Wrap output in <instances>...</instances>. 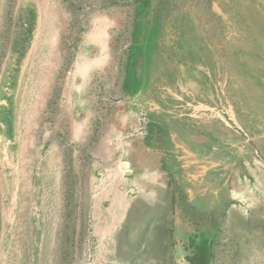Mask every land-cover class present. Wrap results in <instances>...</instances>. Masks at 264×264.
<instances>
[{"label": "rangeland", "instance_id": "1", "mask_svg": "<svg viewBox=\"0 0 264 264\" xmlns=\"http://www.w3.org/2000/svg\"><path fill=\"white\" fill-rule=\"evenodd\" d=\"M107 76L135 159L70 118ZM0 264H264V0H0Z\"/></svg>", "mask_w": 264, "mask_h": 264}, {"label": "crops", "instance_id": "2", "mask_svg": "<svg viewBox=\"0 0 264 264\" xmlns=\"http://www.w3.org/2000/svg\"><path fill=\"white\" fill-rule=\"evenodd\" d=\"M97 65L98 64L93 65L92 63H90V66L92 67V68L90 67L91 68L90 70L93 69V66H96V67L92 71L98 70L99 68L97 67L99 66ZM84 70H86V67L84 65H81L80 72L81 71L83 72ZM130 86L132 85L126 77L117 80L115 78L111 79L110 77L107 76L106 78H103L100 81L99 85H93L91 88H88L87 91L85 90V92L82 95L88 96L87 102L85 104H82V103H77L75 100V106L70 107L68 109V111L70 112V118H71V113H72V115H74L75 117V120L77 121L75 126L79 124V126H77L79 128H80V125H83L85 128H89L88 122H90L91 126L89 129L91 130L92 137H94V132H95L97 124L104 125L106 129L109 124L116 127L117 129H119L120 127H121V130L127 129L132 124V121H133V118L130 114V111L132 110V106H131L132 104L129 105L128 109L121 108L122 107L121 105L126 102L128 103L133 102L132 100L133 96L127 92ZM110 93L116 94L117 102L114 101L110 103L108 99ZM70 95H74V98L77 96V87H74V91ZM78 105H80L81 108H77ZM130 106H131V109H130ZM83 111H85L87 116L83 122H79L77 119V113L78 112L83 113ZM64 112L65 111H63V113ZM73 121H74L73 119H70V127H72ZM117 123L121 124V126L118 125ZM70 136L71 138L75 136L74 139H75V142L78 144L77 146L79 148V150H76L77 152L90 151L96 154L99 153L100 151L99 147L89 148L87 144L85 145V148L83 147L84 139H80L78 130L75 131L74 136L71 134V130H70ZM140 147H141L140 141L131 143L129 150H130L131 156L134 159L137 157ZM76 161H78L77 162L78 164H76V168L80 169L81 167L80 163L83 164L84 166H87V165L89 166L91 159L83 158V159H79ZM126 172H129V171L126 170ZM143 191L144 190H142V192ZM261 251L262 250H258L256 256L257 255L263 256Z\"/></svg>", "mask_w": 264, "mask_h": 264}, {"label": "built area", "instance_id": "3", "mask_svg": "<svg viewBox=\"0 0 264 264\" xmlns=\"http://www.w3.org/2000/svg\"><path fill=\"white\" fill-rule=\"evenodd\" d=\"M133 118L132 124L122 132L124 142H132L135 139L145 140L151 133L152 118L150 109L137 102L130 111Z\"/></svg>", "mask_w": 264, "mask_h": 264}, {"label": "trees", "instance_id": "4", "mask_svg": "<svg viewBox=\"0 0 264 264\" xmlns=\"http://www.w3.org/2000/svg\"><path fill=\"white\" fill-rule=\"evenodd\" d=\"M200 249H202V247L200 246ZM208 255H209V252H208Z\"/></svg>", "mask_w": 264, "mask_h": 264}, {"label": "bare ground", "instance_id": "5", "mask_svg": "<svg viewBox=\"0 0 264 264\" xmlns=\"http://www.w3.org/2000/svg\"><path fill=\"white\" fill-rule=\"evenodd\" d=\"M101 42V41H100ZM122 179V178H121Z\"/></svg>", "mask_w": 264, "mask_h": 264}]
</instances>
